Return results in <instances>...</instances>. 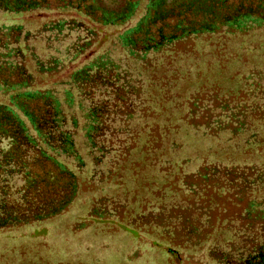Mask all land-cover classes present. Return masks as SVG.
Segmentation results:
<instances>
[{
	"label": "trees",
	"instance_id": "16d2710c",
	"mask_svg": "<svg viewBox=\"0 0 264 264\" xmlns=\"http://www.w3.org/2000/svg\"><path fill=\"white\" fill-rule=\"evenodd\" d=\"M262 38L264 0H0V239L84 194L180 264H264Z\"/></svg>",
	"mask_w": 264,
	"mask_h": 264
},
{
	"label": "rangeland",
	"instance_id": "374dc122",
	"mask_svg": "<svg viewBox=\"0 0 264 264\" xmlns=\"http://www.w3.org/2000/svg\"><path fill=\"white\" fill-rule=\"evenodd\" d=\"M260 41L263 46L254 52L255 65L245 64L249 54H244V65L238 70L242 77L248 68L255 72L264 70V39ZM245 87L241 81L236 83L235 89ZM89 204L90 197L80 194L68 212L50 222L28 228L20 240L0 239V256H9L10 252L18 249V253L26 252V256H21L17 264H44L46 260L51 263L60 261L58 264H180L157 237L140 233L130 225L117 221L106 223L116 230L107 233L101 222L88 218ZM82 222L89 225L75 232L74 229Z\"/></svg>",
	"mask_w": 264,
	"mask_h": 264
}]
</instances>
